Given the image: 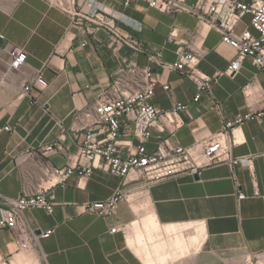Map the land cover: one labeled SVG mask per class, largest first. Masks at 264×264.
I'll list each match as a JSON object with an SVG mask.
<instances>
[{
	"label": "crops",
	"instance_id": "crops-1",
	"mask_svg": "<svg viewBox=\"0 0 264 264\" xmlns=\"http://www.w3.org/2000/svg\"><path fill=\"white\" fill-rule=\"evenodd\" d=\"M84 2L64 0L62 6L54 0H17L12 6H0L4 65L8 63L6 42L27 53L20 69L0 68V126H11L0 132L1 195L34 192L45 168L76 163L77 146L69 134L74 116L109 87L118 68L149 65L154 79L161 82L151 99L155 107L164 111L176 103L185 105L178 127L161 130L160 120L152 128L148 150L165 138L169 146H189L220 130L223 119L255 114L264 107V67L249 57L233 76L224 74L214 80L198 101L193 100L192 80L150 58L158 55L161 62L169 63L191 49L200 54L202 72L213 74L226 67L235 50L205 21L186 12L163 13L146 0H129L127 5L125 0H96V6L108 14H99L104 23H98L96 18L73 14L85 8ZM248 23L245 15L236 30L248 28ZM116 35L122 40L115 42ZM38 72L47 86L20 96L24 83ZM215 103L220 104L221 114ZM234 136L232 156H249V162L210 164L197 177L178 174L144 189L139 179H123L99 168L82 177L70 176L66 186L49 189L55 202L52 212L23 210L28 233L0 228V259L30 247L41 252L44 264H145L128 239L134 236L135 224L144 225L149 216L161 226L202 229L199 249L188 252L193 264H237L264 253V114L238 125ZM126 138L135 145L133 136L121 139ZM50 142H60L67 154L52 151L16 158L23 150ZM234 179L245 198H237ZM119 188H128L129 194L114 214L102 217L83 210V203L104 199ZM48 229L50 235L42 236Z\"/></svg>",
	"mask_w": 264,
	"mask_h": 264
},
{
	"label": "built area",
	"instance_id": "built-area-1",
	"mask_svg": "<svg viewBox=\"0 0 264 264\" xmlns=\"http://www.w3.org/2000/svg\"><path fill=\"white\" fill-rule=\"evenodd\" d=\"M147 5L166 14L186 12L205 21L221 35V41L235 50L234 57L226 67L206 74L198 67L200 54L191 49L181 51L178 58L163 63L158 55H151L165 69L178 71L193 81L196 92L193 100L198 101L204 92H208L212 82L221 75L233 76L241 68L242 60L249 57L260 68L264 67V1L263 0H146ZM129 0H125L127 5ZM85 8L74 11L75 16L94 19L104 23L98 15L108 14L96 6V0H85ZM71 13V11H68ZM249 16V27L236 30L242 18ZM1 38L3 36L0 35ZM122 38L116 35L115 42ZM84 44V43H83ZM4 50L8 56L7 69H20L26 62L27 53L23 47L6 42ZM161 83L154 79V72L149 65L118 68L113 82L103 89L87 106L74 116V123L69 129L72 140L76 143V163L73 165L45 168L42 182L34 192H22L18 197L0 194V228L19 229L28 233L22 218L23 210L39 208L52 212L55 206L52 186H66L72 175L82 177L99 168L123 179L140 180V186L147 189L149 184L178 174H198L204 167L226 162L230 166L237 163L247 164L249 156H232L231 148L237 142L235 128L245 120L264 114V107L255 114H236L232 119H223L222 127L208 137L195 141L189 146H169L165 138L153 150L146 144L151 137L152 128L163 120L161 130L169 126H179V112L185 108L183 103H176L172 108L158 110L151 102L155 89ZM47 81L41 72L24 83L20 96L29 94L34 87L42 89ZM167 88V85H163ZM214 108L221 114L219 103ZM11 126H0L1 131H9ZM123 136H133L122 140ZM67 154L60 142L41 144L37 149H26L17 154V159L25 160L47 152ZM237 198H245L240 184L234 179ZM129 189L119 188L110 196L82 204L85 212L106 217L116 212L117 205L128 199ZM264 202V196H263ZM115 228H112L114 230ZM51 229L42 232L47 237ZM22 246H25L23 244ZM263 254V253H260ZM260 254H255L258 258Z\"/></svg>",
	"mask_w": 264,
	"mask_h": 264
},
{
	"label": "rangeland",
	"instance_id": "rangeland-1",
	"mask_svg": "<svg viewBox=\"0 0 264 264\" xmlns=\"http://www.w3.org/2000/svg\"><path fill=\"white\" fill-rule=\"evenodd\" d=\"M16 1L17 0H0V6L9 7L12 6ZM54 1L62 6L65 5L64 0ZM4 67L5 69H7V65H4V52L2 49H0V68ZM171 226H175V228H165V226L162 227L161 225L157 224L156 228L153 229L151 233L155 239L165 240L167 243L171 242L172 240H175L176 237H181L183 235V237L188 241L189 245L184 250H177V252L173 253L172 256H167L165 261L161 262V264H193V261L191 260V255H188V252H192V254H195L199 249L202 237V229H200V227L198 228V225H182L181 227H179L180 225ZM160 232L161 234H159ZM198 232H201V234ZM137 234L140 235V237L143 239L142 241H147L146 239L149 233L145 231L144 225L138 226L137 224H135L134 236L130 237L134 238ZM195 235H198L199 239L197 240V242H195V244H190L189 238ZM141 247L142 246H140V248ZM140 248L138 247L139 253L141 252ZM143 249H145L146 251L149 250L148 247H142V250ZM169 250L170 249L168 246H164L162 249L159 250V252L164 253L168 252ZM38 251L39 250H36L35 248L23 247L20 250L16 251L10 258L0 259V264H44L43 256L41 252ZM245 260L249 261V263L247 264H264V253L260 254L258 258L253 256L247 257ZM241 263H244V260L237 264Z\"/></svg>",
	"mask_w": 264,
	"mask_h": 264
},
{
	"label": "bare ground",
	"instance_id": "bare-ground-1",
	"mask_svg": "<svg viewBox=\"0 0 264 264\" xmlns=\"http://www.w3.org/2000/svg\"><path fill=\"white\" fill-rule=\"evenodd\" d=\"M156 226H157V223L155 222L154 217L149 216L145 220V224H144L145 231L149 233L148 237L146 234L147 241H142L143 239L140 237V235H137L136 238L128 239V242L131 246H136L137 252L139 250L138 247L140 248V246H142L143 248L144 247L149 248V250L146 251L145 249L142 250V247H141L140 248L141 252L140 253L138 252V254L144 260L145 264H161V262L165 261L167 256H170V255L172 256V254L177 252V250H184L189 245L188 241L183 237V235L181 237H176L175 240H172L169 243H167L165 240L155 239L151 232L153 231V229L156 228ZM181 226L182 225H180L179 227ZM171 227L175 228V226H170V225L165 226V228H171ZM197 227L199 228V226ZM198 233L201 234V232H198ZM159 234H161V232ZM198 239H199L198 235H195L189 238V242L190 244H193V243L195 244V242H197ZM164 246H168L170 250L164 253L159 252V250L162 249ZM247 263H249V261L244 260V263H241V264H247Z\"/></svg>",
	"mask_w": 264,
	"mask_h": 264
},
{
	"label": "water",
	"instance_id": "water-1",
	"mask_svg": "<svg viewBox=\"0 0 264 264\" xmlns=\"http://www.w3.org/2000/svg\"><path fill=\"white\" fill-rule=\"evenodd\" d=\"M194 176H196V177H197V176H198V174L196 173V174H194Z\"/></svg>",
	"mask_w": 264,
	"mask_h": 264
}]
</instances>
